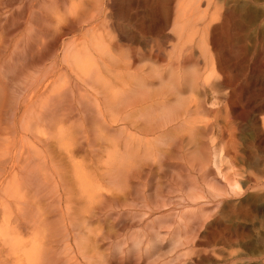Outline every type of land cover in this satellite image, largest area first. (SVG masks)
I'll list each match as a JSON object with an SVG mask.
<instances>
[{
    "label": "rangeland",
    "instance_id": "374dc122",
    "mask_svg": "<svg viewBox=\"0 0 264 264\" xmlns=\"http://www.w3.org/2000/svg\"><path fill=\"white\" fill-rule=\"evenodd\" d=\"M11 1L19 7L24 0ZM31 1L40 35L33 72L40 84L32 101L51 114L37 127L42 141L35 149L47 155L48 146L54 160L41 172L66 170L74 184L73 168L80 165L101 193L92 206L110 199L107 189L124 188L117 182L132 197L115 211L96 208L75 237L65 216L71 204L57 181L56 192L34 190L33 179L12 170L7 158L0 169V264H25L30 250L41 262L83 264L78 248L105 264H264V0L26 5ZM2 2L0 25L7 11ZM8 91L9 100L20 92ZM139 93L152 96L119 111L143 98ZM177 96L198 108L162 142L132 126L155 123ZM12 112L7 109L2 125L4 141ZM30 141L27 135L22 143ZM225 178L237 186L222 195L216 186L226 185ZM73 193L85 202L88 192ZM190 193L205 197L191 202Z\"/></svg>",
    "mask_w": 264,
    "mask_h": 264
},
{
    "label": "bare ground",
    "instance_id": "6f19581e",
    "mask_svg": "<svg viewBox=\"0 0 264 264\" xmlns=\"http://www.w3.org/2000/svg\"><path fill=\"white\" fill-rule=\"evenodd\" d=\"M25 1L27 0H24L21 6L19 5L18 7V3H17V5H15L14 7V5L11 4L12 3L11 0H0L3 6L7 7L6 15L4 16V24L0 25V53L3 54L4 52L7 53L3 59H1L0 56V136H2V131L6 129V127L4 128L2 125H5L4 123L6 122L5 116L7 115V109L13 111L10 119V124L12 126L11 136L8 137L6 141L0 139V169L5 167L6 159L10 158L12 161L11 164L12 170L13 167H19V169H22L21 171H18L19 174L22 173V171L23 173L25 171V174H27V176H30L31 179H33L30 184L34 187V190L41 189L42 192L44 191L56 192L55 187L57 186V184L54 182L56 180L60 186L61 191L63 192V195L65 196L64 197L65 201H69V203L71 204L70 207L65 209V216L71 228L70 233H72V235L76 237L82 234V231H80L79 229L80 224L82 225V227H84L89 222V218L92 217L97 211L103 210L104 208H109V210L113 209L115 211L118 207L121 208L125 206L127 204L128 199H130L129 196L132 197V195L130 191H128L126 184H121L117 182L118 185H122L124 186V188H120L119 191L118 189H115L114 192L107 189L109 193L108 196L110 199L108 201H105L104 204L99 203L96 205L93 204L94 206H92L91 203L93 202L94 199H96L95 196L96 195L101 196V193H97L91 188V186L87 182L84 173L81 171L83 170V168L80 165H77V167L73 168L74 180H75L74 184L69 182L70 178L69 175L67 174L68 172L64 169H63L64 173H59V172L54 173L55 170L46 173L41 172L43 171V165L45 167L47 166L46 163H48L50 170L52 169V166H54V160L52 159V155L48 153L49 150L48 146L45 149L47 151V155L42 151V149L40 150L35 149L36 148L35 143L42 141V138H40L39 136L40 131L37 129V127L44 128L45 126L43 122L48 121L51 114L48 112L50 111V108H48V111L46 107H44V110H41L40 104L38 103V105L36 104L37 105L36 106L35 102L32 101L33 97H35L38 91L37 87L40 84L39 78L36 77L35 74L33 75L34 66L35 64H37L35 60V53L37 52L38 49L37 43L38 40L40 39V35L36 27L37 13H38L37 3L34 4L33 1H31V3L26 5ZM47 1L50 3L52 1V3H54L57 0H41V3L42 4L47 3ZM86 1L93 2L98 6H101L102 3L104 2L103 0H86ZM72 5L75 6V3L73 2ZM25 7H27L26 9L28 11V15L25 14V18H24ZM22 22L24 23V25H22ZM22 60L23 61L27 60L29 63H25L24 65L18 66L19 62H21ZM27 70H30L31 73H29ZM7 90H9L8 92L11 93L12 96H16L15 94L17 91L20 92L17 94V97H15V99L11 98L9 100V96H7ZM139 95L143 98H136V100H134L131 104H129V109L127 111L122 110L121 108L119 109V111L126 113L133 109H137L139 108L138 106L145 99H147L148 97L150 98L152 96L150 94L149 96H147L146 93H139ZM26 96H28L27 97L28 102L24 103V99L26 98ZM106 96L112 98L110 94H107ZM151 101L153 103L155 102V105L162 103V105L164 104L163 106H166L165 105L166 100L154 99ZM197 108L198 105L186 104L182 100H179L177 96L176 103L171 107L164 108L160 119L155 123L149 121L148 123H150V126L148 127H146L147 124L146 122L144 123L145 125H139L136 123V121L132 122L131 124L132 126H134V128L139 129L143 135L153 134L154 137L161 139L162 142V139L166 138L171 133L169 131L172 128H175L176 126H182L186 122L189 123L190 117H192V115L195 114L194 112L196 111ZM19 111L21 112L20 116L22 117V119L20 118L21 121L19 123H16L15 121L16 115L19 113ZM1 121L4 122L1 124ZM43 131L44 130H42V132ZM27 135L30 137L31 141L28 144H24L22 143V140L26 138ZM50 137H52V135ZM43 141L47 142L46 139H43ZM166 145L168 146V148L173 147V145H171L170 142H168ZM42 154L44 155L46 160H44ZM36 159L38 160V163L36 162ZM20 162L26 165L20 167ZM217 170L218 173L222 172L221 170H219L218 167ZM128 173L130 174L127 175V178L125 180L133 176V174H139V170H136V172L131 171ZM24 176L20 178L23 179ZM107 176H108L107 174H102L99 176V178L101 180H105V177L107 178ZM41 182L43 184L42 186H46L45 188H40ZM48 184H50V186ZM235 186H237V183L234 182L232 184L230 181L226 179V185L218 183L216 186L217 189L216 191H220L223 195L228 192V189L234 191ZM75 190H78L79 194L82 195L88 192L85 194L87 200L84 199L85 202L76 201L73 193ZM193 193L188 194L191 202H194L193 200H198L200 198L203 199V197H205V196H201L200 195L201 193L199 194L200 197L197 196L198 195L197 193L196 196L193 195ZM49 194H53V193H49ZM132 201H134V198H132ZM44 202L45 201H43V203ZM79 203L84 204V207L82 208L83 210H80L78 208ZM38 205L40 204H37V206ZM96 208H99V210H95ZM118 210L121 212L120 209ZM77 253H78V257L83 261V264H105V261L102 259L100 255L99 257L96 258V256L92 253V251L89 250L88 248H84V249L78 248ZM171 262L172 261L169 260L164 263L172 264ZM56 263L57 262L54 261V259L52 261L46 260L41 262L39 258L34 255V252L31 250L30 252L28 251V256H26L25 258V264H56Z\"/></svg>",
    "mask_w": 264,
    "mask_h": 264
}]
</instances>
